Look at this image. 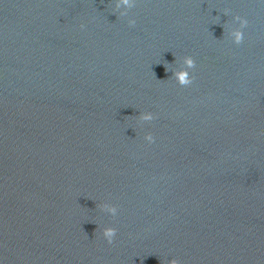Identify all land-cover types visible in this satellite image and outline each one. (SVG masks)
<instances>
[{
    "label": "water",
    "instance_id": "obj_1",
    "mask_svg": "<svg viewBox=\"0 0 264 264\" xmlns=\"http://www.w3.org/2000/svg\"><path fill=\"white\" fill-rule=\"evenodd\" d=\"M113 6L0 0V264H264V0Z\"/></svg>",
    "mask_w": 264,
    "mask_h": 264
},
{
    "label": "clouds",
    "instance_id": "obj_2",
    "mask_svg": "<svg viewBox=\"0 0 264 264\" xmlns=\"http://www.w3.org/2000/svg\"><path fill=\"white\" fill-rule=\"evenodd\" d=\"M136 5H137V0H114L113 14H118V18L128 17L130 10L136 7ZM223 14L225 16L229 15L230 10L224 9ZM215 18L217 21L220 20L219 16ZM127 22L130 27L135 26V23H136L135 19H131V18L128 19ZM233 22L238 23V27H231L227 23L222 25L224 29L223 36L225 34V30L227 29V36L231 38L232 43L235 45H241L244 42V29L248 27L249 21L245 17H241L240 15H235L233 17ZM216 24H220V23H216ZM80 27L84 28L85 25L81 24ZM170 64L172 63H168L167 61L166 63H164L166 72H169L168 65ZM182 65L183 66L179 67L178 69L171 70L172 76L170 78L174 79L180 87H188L192 85L195 80V77L193 75H190L189 70L195 69L196 61L194 60L192 56H184L182 58ZM153 75L155 76L154 72H153ZM157 80H160V79H157ZM155 118L156 117L152 112H140V114L137 116V121L138 122H151ZM261 135H264V129L261 130ZM144 140L148 144H152L155 142V137L153 136L152 133L149 132L144 136ZM97 207L101 211L106 212L113 217H115L118 213L117 206L111 203H107V202L100 203L97 205ZM116 235H117V229L115 227L108 226L102 229V236L109 245L113 244ZM166 264H181V261L176 258H172L171 260H168Z\"/></svg>",
    "mask_w": 264,
    "mask_h": 264
}]
</instances>
